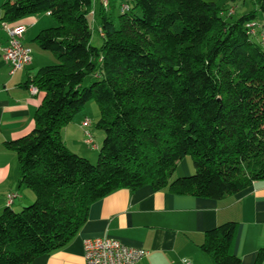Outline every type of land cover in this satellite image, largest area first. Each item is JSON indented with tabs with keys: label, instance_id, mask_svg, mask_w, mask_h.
<instances>
[{
	"label": "trees",
	"instance_id": "1",
	"mask_svg": "<svg viewBox=\"0 0 264 264\" xmlns=\"http://www.w3.org/2000/svg\"><path fill=\"white\" fill-rule=\"evenodd\" d=\"M250 1L253 10L228 22L223 13L231 17L235 9L212 2L131 0L139 15L121 6L118 27L105 14L113 0L106 7L100 0L98 11L94 0L1 6V22L9 24L50 15L55 26L33 41L57 64L24 84L43 94L33 129L3 144L16 154L19 186L34 200L0 214V264H30L63 248L90 205L119 189L219 200L264 180V0ZM88 15L99 18V47L90 44ZM86 77L96 81L82 87ZM91 101L104 132L94 165L61 136ZM187 156L194 173L171 180ZM236 229L227 222L204 233L200 249L213 264H241L232 253ZM263 260L261 249L253 264Z\"/></svg>",
	"mask_w": 264,
	"mask_h": 264
},
{
	"label": "crops",
	"instance_id": "2",
	"mask_svg": "<svg viewBox=\"0 0 264 264\" xmlns=\"http://www.w3.org/2000/svg\"><path fill=\"white\" fill-rule=\"evenodd\" d=\"M7 1L11 0H0V214L7 207L18 212L34 200L28 188L19 186L16 154L3 144L33 129L34 114L43 94H30L24 84L38 69L51 65L55 59L33 41L41 30L54 26L53 19L46 13L24 17L10 25L25 27L21 41L30 51L31 62L11 73L3 58L7 36L1 27L4 23L1 6ZM94 4L98 11L100 0H94ZM82 111L61 131L65 146L77 155L80 154L70 143L74 139L76 143L79 141L72 147L84 152L81 143L88 130L81 125L87 119ZM99 143L91 150H98ZM179 166L182 175L192 171L186 159L178 163L177 169ZM8 194L15 196L10 205L6 203ZM227 222L237 224L232 253L241 264H253L258 251L264 250V180L219 200L173 195L150 187L135 191L119 189L90 205L86 222L69 243L30 264H84V241L101 237L144 250L145 255L138 264H213L200 249L204 233Z\"/></svg>",
	"mask_w": 264,
	"mask_h": 264
},
{
	"label": "built area",
	"instance_id": "3",
	"mask_svg": "<svg viewBox=\"0 0 264 264\" xmlns=\"http://www.w3.org/2000/svg\"><path fill=\"white\" fill-rule=\"evenodd\" d=\"M101 3L103 7H106L108 0H101ZM1 27L7 36L3 58L9 64L11 73H13L31 62L30 51L23 46L21 41L25 33V27L18 24L10 25L9 23H2ZM248 27L251 29L250 34H254L258 29L254 24H250ZM28 90L32 95L38 92L34 86H30ZM81 125L88 127L89 120L85 119ZM84 134L86 136L85 143L94 148L91 134L88 131ZM14 197L13 194L6 196L7 205L12 203ZM144 255V250L126 246L112 238L101 237L84 241V264H138Z\"/></svg>",
	"mask_w": 264,
	"mask_h": 264
},
{
	"label": "rangeland",
	"instance_id": "4",
	"mask_svg": "<svg viewBox=\"0 0 264 264\" xmlns=\"http://www.w3.org/2000/svg\"><path fill=\"white\" fill-rule=\"evenodd\" d=\"M203 1L215 3L216 5H218L222 8H225V10H227L228 8L235 9V11H233L234 13L231 14L232 15L231 17H227L226 14L228 12L223 13V15H222L223 20L228 21V22H233L240 15H243V14L254 9L250 0H238L236 2H231L230 0H203ZM113 5H114L113 10H109V8H108L106 10L105 14L110 15L113 18V22H114L115 27H118L117 17L122 12L121 6L128 5V7L130 8V11L128 12V14L132 12L135 15H139L138 10L132 9L131 0H113ZM87 20H88V23L90 25V30H91L90 44L93 47H99L102 44V38L100 37V34H99V18H98V16L93 17L91 15H88ZM256 21L259 24L263 22V16L260 12L256 13ZM54 26H55V24H54ZM257 34H258V32H257ZM257 39H258V41H261L260 37H257ZM48 55H51V54H48ZM54 64H57L55 59H54V63H52L51 65H54ZM47 66H49V65H47ZM94 81H96L95 77H86L83 84H82V87H88ZM82 112H84L83 115H85L87 120H89V126L85 127L84 129H87L89 133L91 132L90 134L93 138L94 146L97 145L99 142L102 143V141L104 139V132L96 127V123H97V120L99 117L98 106H97L96 102L91 101V102L87 103L85 105V107L83 108ZM84 129H83V132L85 131ZM75 137L76 136L74 135L73 138H75ZM85 140H86V136L83 137V143H81V147H82V149H84L85 153L79 148L76 149V147H72V146L79 143V141H78V143H76L75 139L73 141H71V143H70L71 148H73L78 154H80L79 155L80 157L87 159L91 164L94 165V164H96V162L98 160V150L92 151L91 150L92 146L86 144ZM101 143H99V144L101 145ZM184 159L189 161L191 168H192L191 173L189 175H182L181 174L182 168H180V166H179V168L176 169L175 172L173 173V175L171 176V178H170L171 180H175L176 178H179V177L191 176L194 173L191 159L188 156ZM31 204H32V202L25 205V207H27ZM19 210H17V211H19Z\"/></svg>",
	"mask_w": 264,
	"mask_h": 264
}]
</instances>
